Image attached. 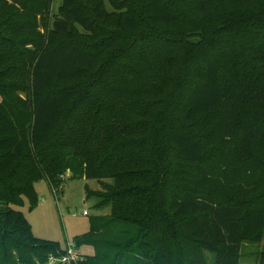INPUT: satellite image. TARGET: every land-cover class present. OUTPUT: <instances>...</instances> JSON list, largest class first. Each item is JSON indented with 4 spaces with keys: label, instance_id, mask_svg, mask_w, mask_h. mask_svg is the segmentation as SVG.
I'll return each mask as SVG.
<instances>
[{
    "label": "trees",
    "instance_id": "16d2710c",
    "mask_svg": "<svg viewBox=\"0 0 264 264\" xmlns=\"http://www.w3.org/2000/svg\"><path fill=\"white\" fill-rule=\"evenodd\" d=\"M109 1L117 18L103 0L91 9L60 0L54 15L55 0H0V264H43L64 250L35 236L20 207L25 199L36 206L42 179L63 190L66 173L112 180L86 188L110 213L74 239L95 248L81 264H205L203 250L217 253L218 264H237L243 240L264 239V203H215L205 191L215 169L245 173L264 155V0H186L178 8L138 0L139 13L131 0ZM143 23L177 38L146 35L152 50L128 44L109 72L97 70L119 35L102 45L76 41L78 27L99 39L104 25L128 32ZM12 24L16 43L6 39ZM89 76L90 90L74 86ZM155 142L175 158L160 161ZM171 226L191 247L178 251Z\"/></svg>",
    "mask_w": 264,
    "mask_h": 264
},
{
    "label": "rangeland",
    "instance_id": "374dc122",
    "mask_svg": "<svg viewBox=\"0 0 264 264\" xmlns=\"http://www.w3.org/2000/svg\"><path fill=\"white\" fill-rule=\"evenodd\" d=\"M99 0H85L87 6L91 9L96 2ZM106 8L113 12L114 17L117 18L120 14V11L114 9L109 0H103ZM136 12H140V5L138 0H131ZM174 4L178 8L182 6L186 0H173ZM60 4V0H55L52 5V15L57 12L58 6ZM184 5V4H183ZM40 17V16H39ZM15 25L12 24L7 28L6 39L12 40L16 43L14 39H20L17 35L14 39H11L10 33H16ZM40 30L43 33L48 32L46 28L40 25ZM79 33L76 41L80 43L90 46V45H102L113 36V34L119 35L121 37L122 42L119 46L106 54V56L102 59L101 64L97 72H109L110 69L113 68L114 59L118 52L122 51L124 48L130 44L132 48L135 44L144 45L146 51H151L150 47L151 40L149 38H145L146 35L150 36H158L163 35L165 37H169L172 40H175L177 36L175 35V30L165 27H151L147 23H143V26L140 29L132 30L128 32H121L115 28V24L104 25L102 26V36L99 39H94L89 33L85 32L82 28L78 27ZM5 37V36H3ZM183 37H190L188 39L192 41H197V37H192V35L187 34ZM31 44L28 45V48L31 49ZM185 47H182L180 50L178 49L177 53L182 56L186 51ZM153 53V51H152ZM154 54V53H153ZM123 64V62H120ZM184 64L181 63L180 68H178L179 72L182 74L185 73ZM123 74L127 77L132 76L130 71L124 69ZM95 77L89 76L88 79H85L82 82H78L74 84L75 87L82 86L84 91L90 90L88 85L95 81ZM14 82V81H10ZM69 87V86H66ZM11 90L17 92L22 96H26L27 93L22 90L19 86H11ZM174 87L169 86V91H173ZM8 91V90H7ZM2 96L0 94V100ZM173 100V96L169 97ZM153 115V113H152ZM156 118V117H155ZM209 121H214V115L209 118ZM163 122L155 123V126L160 128L162 127ZM161 140L158 139L157 142ZM236 140V136L232 138V141ZM150 143L152 144L150 147L156 148L153 150H157L158 147H161V152L156 153V156L161 158L160 161L166 160L170 162V159L175 158V151L168 149L163 146V144ZM155 144V146H154ZM158 144V145H156ZM210 149V147H209ZM209 161H213V157L209 158ZM259 163L255 166H249L252 162H247L245 166L247 169L245 173L242 171H238L235 166H232L233 169L230 172V175H225L223 173H219L217 169L216 177L212 180L209 187L205 191L208 198L215 203H225L232 204L236 201H242L243 203L248 204H263L264 203V155L259 159ZM229 164H235L233 158H230ZM261 164V167L259 166ZM214 167V166H213ZM224 167V166H222ZM177 169L184 170L187 172H193L191 167H179ZM213 169V168H212ZM250 169V170H249ZM235 171V172H233ZM219 173V174H218ZM235 173V174H234ZM64 184L62 185V189L59 192L58 197L56 198L53 190L48 184L47 180H40L35 183V191L37 193L38 202L36 206L32 207L31 203L28 199H25V203L20 210L25 214L27 219L29 220L33 233L35 236L59 242L63 247H65L68 243L74 242L73 240L77 236H81L90 231L91 228V219L95 216L99 215H108L110 213V207L98 209L96 204L98 202V198L89 197L87 198V190L90 189H101L104 183L112 182L111 179H106L104 181H100L98 179H73L71 178L70 173H66L65 178L63 179ZM186 186V185H183ZM84 211H87V215L84 214ZM171 231L174 235V241H172L179 251V249L187 247H191L189 244H185L182 241L181 235L175 231V227L171 226ZM80 252L84 256H91L95 254V248L90 244H84L80 246ZM203 254L205 256V264H218L222 259L219 258L218 254L212 251L203 250ZM240 257L238 259L237 264H261L264 262V239L262 240H243L241 243V247L239 250Z\"/></svg>",
    "mask_w": 264,
    "mask_h": 264
},
{
    "label": "built area",
    "instance_id": "2783aa9c",
    "mask_svg": "<svg viewBox=\"0 0 264 264\" xmlns=\"http://www.w3.org/2000/svg\"><path fill=\"white\" fill-rule=\"evenodd\" d=\"M65 176L66 174H63L60 178L63 180ZM50 187L57 198L61 190V186H55L52 184ZM84 214L87 215V211H84ZM73 241L74 242L68 243L64 247L63 251L57 254H50L47 261L43 264H81L84 262L86 260V256L80 252V247L78 246L77 242L75 240Z\"/></svg>",
    "mask_w": 264,
    "mask_h": 264
},
{
    "label": "crops",
    "instance_id": "0c3cea01",
    "mask_svg": "<svg viewBox=\"0 0 264 264\" xmlns=\"http://www.w3.org/2000/svg\"><path fill=\"white\" fill-rule=\"evenodd\" d=\"M48 184H49V183H48ZM62 191H64V189H63Z\"/></svg>",
    "mask_w": 264,
    "mask_h": 264
}]
</instances>
